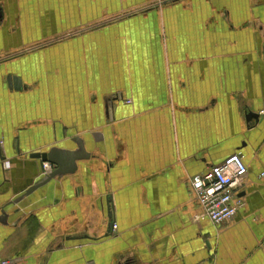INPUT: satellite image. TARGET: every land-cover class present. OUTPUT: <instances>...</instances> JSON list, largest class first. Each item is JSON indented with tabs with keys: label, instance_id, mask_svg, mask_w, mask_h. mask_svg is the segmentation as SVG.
<instances>
[{
	"label": "crops",
	"instance_id": "0c3cea01",
	"mask_svg": "<svg viewBox=\"0 0 264 264\" xmlns=\"http://www.w3.org/2000/svg\"><path fill=\"white\" fill-rule=\"evenodd\" d=\"M0 57V263L264 264V0H0ZM236 152L244 205L198 219Z\"/></svg>",
	"mask_w": 264,
	"mask_h": 264
},
{
	"label": "built area",
	"instance_id": "2783aa9c",
	"mask_svg": "<svg viewBox=\"0 0 264 264\" xmlns=\"http://www.w3.org/2000/svg\"><path fill=\"white\" fill-rule=\"evenodd\" d=\"M126 102H130V99ZM53 170V164L43 163V175H48ZM247 174L248 165L244 156L236 152L227 156L221 163L212 165L205 172L193 175L190 183L196 200L203 209L197 218H208L216 225H223L234 219L240 207L244 205L240 194ZM113 227L117 228V225L114 224ZM0 264L8 262L2 261Z\"/></svg>",
	"mask_w": 264,
	"mask_h": 264
},
{
	"label": "water",
	"instance_id": "95a60500",
	"mask_svg": "<svg viewBox=\"0 0 264 264\" xmlns=\"http://www.w3.org/2000/svg\"><path fill=\"white\" fill-rule=\"evenodd\" d=\"M9 79V83H10V87L12 88V81L11 78ZM14 87L16 89H21L23 87L22 82L17 79L14 78ZM252 119H255L256 121L259 120V116H257V114L250 112L247 116V120L251 121ZM79 148L83 151L84 147L83 145H79ZM81 150L79 152H68V151H63L60 150L59 148H52L49 151L46 152H34L30 154L31 158H35V159H40L41 163L43 164L44 162H51L53 163L56 168L47 176L43 177V179H41L39 182L33 184L32 186H30L26 192L25 195H30L31 193H33L34 191H36L38 188L42 187L43 185L47 184L52 178L56 177V176H60L63 175L64 173H69L72 172V165H74V167H76V160L78 159V155H80ZM66 167H70L71 170H68ZM244 194V192H242L240 194V196H242ZM113 223H110V228H112Z\"/></svg>",
	"mask_w": 264,
	"mask_h": 264
},
{
	"label": "rangeland",
	"instance_id": "374dc122",
	"mask_svg": "<svg viewBox=\"0 0 264 264\" xmlns=\"http://www.w3.org/2000/svg\"><path fill=\"white\" fill-rule=\"evenodd\" d=\"M38 47H41L40 45L39 46H36V45H34V46H31V47H29L30 48V50H35V49H38ZM2 59H4V58H1L0 57V60H2ZM15 78H17V79H19L21 82H22V84H23V80H22V78H20L19 76L18 77H15ZM20 90V89H19ZM130 102H132V100L130 99ZM130 102H128V103H130ZM7 163V166H10V164H9V160L6 162ZM23 255H19L18 257H22ZM11 259V258H10ZM10 259H5V260H3V262H8V264H9V262H13V261H10Z\"/></svg>",
	"mask_w": 264,
	"mask_h": 264
}]
</instances>
